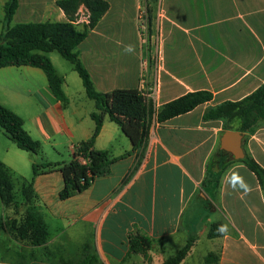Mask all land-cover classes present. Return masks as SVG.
I'll use <instances>...</instances> for the list:
<instances>
[{
	"label": "crops",
	"instance_id": "crops-1",
	"mask_svg": "<svg viewBox=\"0 0 264 264\" xmlns=\"http://www.w3.org/2000/svg\"><path fill=\"white\" fill-rule=\"evenodd\" d=\"M56 1L19 0L15 15L67 20ZM107 1L109 10L78 46L97 90H139L144 77L155 112L189 92L210 91L213 98L164 122L153 115L145 144L135 150L120 126L106 118L95 147L122 158L68 199L59 197L64 186L59 170L37 175L32 192L25 189L28 180L18 191L14 186L20 206L6 216L19 218L32 205L49 237L34 245L3 230L0 264L76 263L88 252L103 264H162L192 236L194 246L180 264H214L217 258L216 264H264V189L254 172L221 147L225 131L240 130H226L225 119L205 118L209 108L242 100L264 83V0ZM81 12L79 26L88 21L87 11ZM129 45L131 53L125 51ZM41 72L30 65L0 68V78L7 79L0 82V102L24 119L43 147L40 158L0 136V162L11 177H27L23 169L33 173V165L43 160L62 162L50 159L72 155L95 129V102L84 86L70 91L67 74L57 70L66 95L60 100ZM242 133L245 154L264 168V123ZM233 175L244 179L247 192L233 189ZM217 221L228 225V233L209 238ZM136 235L151 240L147 251L130 250ZM209 253L214 255L207 262Z\"/></svg>",
	"mask_w": 264,
	"mask_h": 264
},
{
	"label": "trees",
	"instance_id": "trees-1",
	"mask_svg": "<svg viewBox=\"0 0 264 264\" xmlns=\"http://www.w3.org/2000/svg\"><path fill=\"white\" fill-rule=\"evenodd\" d=\"M67 20L19 22L11 26V22L19 7V0H6L4 4V28L0 34V68L16 65H30L41 68L48 79L54 95L60 100H66L63 90L64 78L59 75L54 63L48 56L52 51H58L69 60L82 79L87 96L94 100L95 110L91 113L95 121L92 136L78 142L68 162H51L43 160L33 165L32 178L25 183V189L32 192L37 175L61 171L64 186L59 193L62 200L68 199L79 192L88 189L93 181L110 171V165L122 158L112 157L108 150L95 147V140L106 118L117 123L122 131L130 138L133 149L141 148L148 135L149 124L153 115L159 122H164L174 116L186 113L196 106L213 98L210 91H195L186 93L174 100L163 104L155 112L152 102H147L137 88H116L109 92L97 90L89 70L84 65L79 44L85 40L89 32L94 29L110 8L107 0H57ZM87 11V19L79 26L81 10ZM206 119H225V128L238 129L242 132H252L260 123H264V83L253 93L238 101H225L211 107L205 113ZM238 122V128H236ZM0 130L20 149L36 155H42L43 147L39 140L34 139L24 127V119L15 111L0 102ZM238 161L244 163L254 172L264 189V168L250 155ZM0 196L8 203L16 205L14 183L9 170L0 162ZM26 203L31 198L26 195ZM14 200V201H13ZM18 206V205H16ZM223 222L217 221L210 226L208 237L215 238L224 234L217 229ZM7 230L20 239H28L34 245H40L49 237L47 226L42 216L28 207L23 218L5 219L0 214V232ZM195 237L176 253L167 257L162 264H180L191 252ZM151 240L146 236L136 235L130 239L132 252H145L150 248ZM213 253H209L206 261L210 262ZM218 258L214 261L216 264ZM61 264H103L95 252H88L84 258L76 263L64 261Z\"/></svg>",
	"mask_w": 264,
	"mask_h": 264
},
{
	"label": "rangeland",
	"instance_id": "rangeland-1",
	"mask_svg": "<svg viewBox=\"0 0 264 264\" xmlns=\"http://www.w3.org/2000/svg\"><path fill=\"white\" fill-rule=\"evenodd\" d=\"M5 2H6V0H0V34L3 31V28H4V15H5L4 4H5ZM81 15H83V12L81 13ZM47 20L50 21L49 17L40 16V15H34V14H30L28 12H27V14L25 16H22L20 13H18L13 18V20L11 22V26H13V25H15L16 23H19V22H38V21H47ZM142 28L145 31L146 30V25L144 24ZM50 56L53 58L57 70L61 74H67L69 85H70V88H69L70 91H72L74 93H78V88L81 89L83 87V84H82V79L80 78L78 72L74 69L73 64L69 60L65 59L58 51H52L50 53ZM41 73L43 75V76L41 75V79L43 80V83H44V82L47 81V79L44 76L45 74H43V72H41ZM16 79L18 80V82H26V80H24L23 78H21V79L20 78H16ZM6 80L7 79L2 80V78H0V82L6 81ZM33 82L36 85L40 84L39 79H37V77H34ZM7 104L12 106V108H14L16 110L17 107H15V105L13 106L9 102ZM4 135L5 134H2V131H1L0 132V136L3 137V139L1 138L2 141H4V140L8 141L7 138ZM33 155H35V154H33ZM41 156H43V152H42V155H38V157H40V158H41ZM40 158H38L39 161H40ZM71 159H72V155H70V153H68V152L67 153L64 152L63 156H61V157H51L50 160H60L62 162L63 161L67 162V161H69ZM23 174H26L27 177H12V181L14 183L16 191H18L19 186H21V185H23L25 183V180H30L32 178L31 177L32 168L28 167L27 169H23ZM13 203L14 202H12L11 204L8 203L7 200L2 199L1 196H0V214L3 215L5 217V219H9L8 216H6V212L7 211L9 212L10 208H12V207L16 208V207L20 206V203H16V205H18V206H16ZM29 207H32V205H30ZM22 218H23V216H20L19 218H16V219L18 221H20ZM200 249L203 250L204 249L203 246H200Z\"/></svg>",
	"mask_w": 264,
	"mask_h": 264
},
{
	"label": "water",
	"instance_id": "water-1",
	"mask_svg": "<svg viewBox=\"0 0 264 264\" xmlns=\"http://www.w3.org/2000/svg\"><path fill=\"white\" fill-rule=\"evenodd\" d=\"M221 147L231 152L236 159L244 158L243 133L236 130L225 131L221 138Z\"/></svg>",
	"mask_w": 264,
	"mask_h": 264
},
{
	"label": "clouds",
	"instance_id": "clouds-1",
	"mask_svg": "<svg viewBox=\"0 0 264 264\" xmlns=\"http://www.w3.org/2000/svg\"><path fill=\"white\" fill-rule=\"evenodd\" d=\"M126 52L131 53L134 51L133 47L131 45L127 46L125 49ZM230 185L233 187V189H240L244 192H247L249 190L248 185L245 183L244 179L239 175H233L229 180ZM218 233L226 235L228 233V225H220L217 229Z\"/></svg>",
	"mask_w": 264,
	"mask_h": 264
},
{
	"label": "built area",
	"instance_id": "built-area-1",
	"mask_svg": "<svg viewBox=\"0 0 264 264\" xmlns=\"http://www.w3.org/2000/svg\"><path fill=\"white\" fill-rule=\"evenodd\" d=\"M146 79L143 77L141 79L140 82V86H139V91L141 92V94L144 96L145 100L149 103L150 100V96L152 95V93L150 92V90L147 88L146 85Z\"/></svg>",
	"mask_w": 264,
	"mask_h": 264
}]
</instances>
